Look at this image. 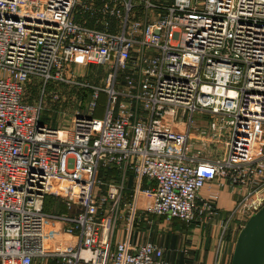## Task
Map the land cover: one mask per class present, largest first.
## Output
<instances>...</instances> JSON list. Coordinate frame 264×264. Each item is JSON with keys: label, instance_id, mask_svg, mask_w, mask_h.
<instances>
[{"label": "built area", "instance_id": "1", "mask_svg": "<svg viewBox=\"0 0 264 264\" xmlns=\"http://www.w3.org/2000/svg\"><path fill=\"white\" fill-rule=\"evenodd\" d=\"M48 99L79 106L52 125ZM215 185L222 239L264 205V0H0V264H175L139 213L214 224Z\"/></svg>", "mask_w": 264, "mask_h": 264}, {"label": "crops", "instance_id": "2", "mask_svg": "<svg viewBox=\"0 0 264 264\" xmlns=\"http://www.w3.org/2000/svg\"><path fill=\"white\" fill-rule=\"evenodd\" d=\"M97 3L100 0H96ZM83 20H86L90 26L95 25V19L88 18L86 15ZM96 69V68H95ZM99 70V69H97ZM104 100V98H103ZM215 189L221 190V196L217 202L219 215L212 224L207 220V216L201 215L191 224L179 220L178 218H166L151 213H139L130 242L133 245L145 241H152L165 249V258L175 264H231L234 246L240 232V229L230 228L223 234L221 239V219H224L232 210L237 195L233 194L228 185H215ZM208 188L202 190V197H207ZM52 198H57L59 202H55ZM47 198L45 202L51 207L55 204L56 209L61 205L65 206L60 197ZM63 205H62V203ZM203 202V200H200ZM144 203H142L143 205ZM64 210H66L64 208ZM124 220H126L127 211L124 212ZM221 218V219H220ZM53 226L59 231L55 234L56 237H63L73 242L78 240L76 235H70L63 231L66 223L60 220H54ZM116 229L113 246L117 241L127 239L128 234L125 229ZM49 264H62L56 260H50ZM83 264V263H81Z\"/></svg>", "mask_w": 264, "mask_h": 264}, {"label": "water", "instance_id": "3", "mask_svg": "<svg viewBox=\"0 0 264 264\" xmlns=\"http://www.w3.org/2000/svg\"><path fill=\"white\" fill-rule=\"evenodd\" d=\"M231 264H264V205L240 230Z\"/></svg>", "mask_w": 264, "mask_h": 264}, {"label": "rangeland", "instance_id": "4", "mask_svg": "<svg viewBox=\"0 0 264 264\" xmlns=\"http://www.w3.org/2000/svg\"><path fill=\"white\" fill-rule=\"evenodd\" d=\"M152 1H156V2H170L171 1L172 2L173 0H152ZM95 68L96 66H86V67L78 66L77 74L80 75V77H83L84 79L89 80L91 82H95L97 84L104 83L105 74L102 71L97 70ZM61 89L62 90H60V93H62V96L66 97L67 99L72 98V97L74 98L77 97L76 93L78 92L76 90L70 89L68 86H63ZM53 91L54 90L50 91L51 95L54 94ZM83 93L84 92H82V94L79 96L80 98H82L83 95H85ZM26 96L29 100L35 101L38 96V86L36 85L29 86L26 92ZM103 103H104V100L100 98V104H103ZM74 104H75V101L74 102L69 101L66 104V103H61V101H58V100L52 102L50 99H48L46 109L43 113V116H44L43 118L44 120H46L48 123L52 125H61L57 122L63 119L64 117L63 111H66L68 117H70L71 113L79 106L77 104L76 105ZM61 105H62V108H61ZM60 108L61 110H59ZM201 116L202 115L200 114H196V117L198 120L201 119ZM205 122H207V120ZM122 224L123 223L119 224V228H121Z\"/></svg>", "mask_w": 264, "mask_h": 264}, {"label": "trees", "instance_id": "5", "mask_svg": "<svg viewBox=\"0 0 264 264\" xmlns=\"http://www.w3.org/2000/svg\"><path fill=\"white\" fill-rule=\"evenodd\" d=\"M110 174H115L113 170H108V171H105V170H102L101 171V176L104 177V178H107ZM132 190L128 189V194L130 195V192ZM49 198H52V197H49ZM55 202H59L57 198H52ZM62 203V202H61ZM63 205V203H62ZM60 208L59 209H56V206L55 204H52L51 207H49L47 204L45 206V209L47 211H52V212H57V213H61V212H64V208L66 209V207L63 205V207L61 205H59Z\"/></svg>", "mask_w": 264, "mask_h": 264}]
</instances>
